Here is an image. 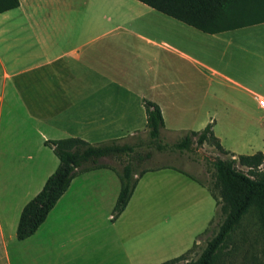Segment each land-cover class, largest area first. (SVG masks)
Here are the masks:
<instances>
[{"label": "crops", "instance_id": "obj_1", "mask_svg": "<svg viewBox=\"0 0 264 264\" xmlns=\"http://www.w3.org/2000/svg\"><path fill=\"white\" fill-rule=\"evenodd\" d=\"M169 18L136 0H19L17 8L0 13V264L150 262L143 239L126 232L136 222L124 217L141 184L154 189L167 171L176 172L167 167L138 178L118 218H97V193L110 207L120 188L115 171L121 169L103 158L101 164L115 171L102 168L74 178L38 230L17 240L24 205L58 166L47 140L131 141L146 132L147 100L159 106L166 134L213 123L224 150L255 152L250 139L240 147L216 128L218 114L241 105L264 116L258 105L264 95L253 89L259 82L256 58L264 61L259 44L249 35L243 40L240 31L247 27L211 35L175 19L190 28H172ZM18 79L23 90L15 83L12 90L22 105H8L5 114L6 83ZM216 87H232L245 103ZM173 176L193 205L208 203L205 187L184 174Z\"/></svg>", "mask_w": 264, "mask_h": 264}, {"label": "trees", "instance_id": "obj_2", "mask_svg": "<svg viewBox=\"0 0 264 264\" xmlns=\"http://www.w3.org/2000/svg\"><path fill=\"white\" fill-rule=\"evenodd\" d=\"M168 17L193 27L206 34H219L264 23V0H136ZM19 0H0V13L15 9ZM146 132L130 137L131 141L111 140L90 144L79 138L47 140L58 159L55 171L46 179L41 190L28 201L19 216L16 238L18 241L31 237L46 220L49 212L79 175L102 168H113L101 164L102 158L129 160L115 171L120 189L112 211L116 219L125 210L136 188L138 178L154 169L139 167L149 152L143 147H154L161 152L168 147L177 151L190 150L193 146L208 145L226 158L216 157L212 166L214 181L211 187L194 176L173 168L205 187L219 207L222 217L217 230L210 236L196 259H190L194 244L183 254L160 264H224L222 251L242 222L253 216L260 237V264H264V153L236 155L224 150L213 133V123L199 131H183V136L173 144H162L165 126L159 106L144 100ZM168 167V166H167ZM166 168V166L155 169ZM137 176V177H135ZM208 231V229L206 230Z\"/></svg>", "mask_w": 264, "mask_h": 264}, {"label": "rangeland", "instance_id": "obj_3", "mask_svg": "<svg viewBox=\"0 0 264 264\" xmlns=\"http://www.w3.org/2000/svg\"><path fill=\"white\" fill-rule=\"evenodd\" d=\"M168 20V24L172 28H190L173 19L169 18ZM240 33L245 36L242 37L245 41L248 35L251 38L254 37L256 43L259 44V47L257 45V53H264V28L247 27L242 29ZM256 59L255 67L259 82L256 83L257 86L253 89L264 95V70L261 71L264 68L261 63H264V61L260 60L259 57ZM14 83L19 90L22 91L24 88L23 81L20 79L7 81L4 89L5 114L8 105L13 108L22 105L20 98L13 93L12 85ZM216 88L217 90L222 89L226 95H230L233 99H239L241 103L246 101L244 96L232 87ZM217 117L218 126L216 130L221 134L225 133L227 141L235 142L242 147L241 141L250 139L251 146L255 149L254 153L258 151L264 153V116L261 109H257L255 113H248L244 111V107L241 105L240 110H234L230 113L224 111L218 114ZM182 136L183 133L174 135L163 133L162 144L171 145ZM141 151L143 153L149 152L150 156L142 161L137 172L141 169H155L161 166L175 167L196 177L205 187H211L214 181L213 160L216 157L226 158L208 145L193 146L190 150L183 151L168 147L161 152L154 149V147H143ZM251 154L242 153L240 155ZM128 160V156L122 155L120 158L108 159L107 162L120 170ZM170 169L174 170L173 168ZM167 172H170V175L164 177L165 179H160L158 186L154 189H146L143 184L137 188L124 217L126 222L132 220L136 222V226L126 232L132 233L138 239H143L145 256L150 253L149 258L145 257V260L150 261L151 264H160L177 257L185 251V247L189 249L194 244H197V246L189 258L196 259L206 240L214 234L222 220L219 207L215 206L214 199L210 195L207 196L208 203L202 201L193 205L191 199L187 200L186 194H182L183 191L179 186L181 184L173 176H177L181 172ZM118 184L120 187V182ZM98 195L102 196L103 193H97L96 197L93 195L97 199L96 217L99 218L102 215L103 218L109 213L112 214L117 197L112 196V199L115 197V201L113 200L112 206L109 207L108 203H101ZM194 201H196V198H194ZM87 212L92 213L91 207L88 208ZM207 229L208 231H206ZM126 242L129 243V238ZM112 249L116 250L114 246H112ZM222 253L224 264H260V237L257 222L253 216H248L242 222L231 240L227 242Z\"/></svg>", "mask_w": 264, "mask_h": 264}, {"label": "built area", "instance_id": "obj_4", "mask_svg": "<svg viewBox=\"0 0 264 264\" xmlns=\"http://www.w3.org/2000/svg\"><path fill=\"white\" fill-rule=\"evenodd\" d=\"M258 105L264 109V98H259Z\"/></svg>", "mask_w": 264, "mask_h": 264}]
</instances>
